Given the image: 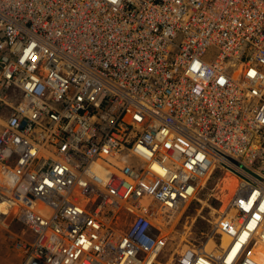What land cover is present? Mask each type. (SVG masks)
I'll return each mask as SVG.
<instances>
[{
    "label": "built area",
    "instance_id": "2783aa9c",
    "mask_svg": "<svg viewBox=\"0 0 264 264\" xmlns=\"http://www.w3.org/2000/svg\"><path fill=\"white\" fill-rule=\"evenodd\" d=\"M217 171L180 263L264 264V0H0L19 264H154Z\"/></svg>",
    "mask_w": 264,
    "mask_h": 264
},
{
    "label": "rangeland",
    "instance_id": "374dc122",
    "mask_svg": "<svg viewBox=\"0 0 264 264\" xmlns=\"http://www.w3.org/2000/svg\"><path fill=\"white\" fill-rule=\"evenodd\" d=\"M223 177L224 173L217 171L209 181L208 187L199 195L201 200L192 202L182 222L172 232L171 237L169 236L156 264H181L179 257L183 251L190 248L191 243H200L202 237L212 231V224L209 221L217 216L216 209L222 205L215 195L218 193V185ZM227 188L228 195L225 199L229 200L235 191L232 186ZM14 217L13 211H9L0 202V264H19L23 257L22 253L17 251V247H14L13 241L22 236L24 227L23 224L16 222ZM259 252L263 254V248Z\"/></svg>",
    "mask_w": 264,
    "mask_h": 264
},
{
    "label": "bare ground",
    "instance_id": "6f19581e",
    "mask_svg": "<svg viewBox=\"0 0 264 264\" xmlns=\"http://www.w3.org/2000/svg\"><path fill=\"white\" fill-rule=\"evenodd\" d=\"M102 173H104V174H107V169H105V168H103L102 169ZM227 179H229V180H225L224 182H225V185L226 186H228V187H230V186H232V188H234V185H235V183L237 182V178H235V177H233V176H228L227 177ZM229 181V182H228ZM237 184V183H236ZM236 188H237V186H235V188H234V191H236ZM199 200H201V199H199ZM206 204V203H205ZM248 205V204H247ZM209 206V205H208ZM15 214V213H14ZM204 218V217H203ZM215 219H212V220H210L209 222H211V221H214ZM212 223H214V222H212ZM173 232V231H172ZM172 232L171 233H168V235L170 236L171 234H172ZM171 237V236H170ZM247 238V236H245V237H243V240H245ZM169 239V238H168ZM167 239V240H168ZM171 240V239H170ZM220 241H221V239H220ZM228 242H229V238L228 237H224V244H223V247L225 246V245H227L228 244ZM213 243H216V241L214 240L213 241ZM166 244H167V241H166ZM196 244V243H195ZM196 248H198V247H196ZM235 248V247H234ZM233 248V249H234ZM263 248V250H264V247H262ZM178 252V251H177ZM223 253H224V250H221V249H216L215 248V246H211V247H209V249H208V254H210V255H213L214 257H221L222 255H223ZM259 254H262V252H259ZM262 256V255H261ZM204 257V256H203ZM158 259H159V257L156 259V261H155V263L154 264H156L157 262H158ZM173 259V258H172ZM171 259V260H172ZM179 262H181V257H179Z\"/></svg>",
    "mask_w": 264,
    "mask_h": 264
}]
</instances>
